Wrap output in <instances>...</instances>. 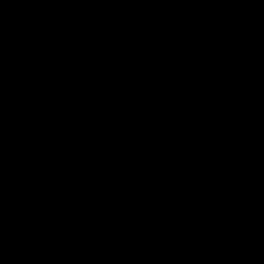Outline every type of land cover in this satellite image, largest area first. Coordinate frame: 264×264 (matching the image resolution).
<instances>
[{
    "label": "trees",
    "instance_id": "1",
    "mask_svg": "<svg viewBox=\"0 0 264 264\" xmlns=\"http://www.w3.org/2000/svg\"><path fill=\"white\" fill-rule=\"evenodd\" d=\"M0 264H264V0H0Z\"/></svg>",
    "mask_w": 264,
    "mask_h": 264
}]
</instances>
